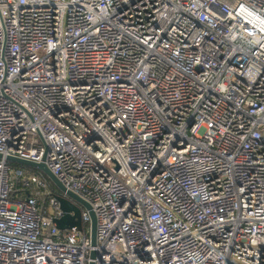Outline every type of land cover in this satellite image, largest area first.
<instances>
[{
    "label": "built area",
    "instance_id": "built-area-1",
    "mask_svg": "<svg viewBox=\"0 0 264 264\" xmlns=\"http://www.w3.org/2000/svg\"><path fill=\"white\" fill-rule=\"evenodd\" d=\"M0 154V264H264V0H0Z\"/></svg>",
    "mask_w": 264,
    "mask_h": 264
},
{
    "label": "water",
    "instance_id": "water-1",
    "mask_svg": "<svg viewBox=\"0 0 264 264\" xmlns=\"http://www.w3.org/2000/svg\"><path fill=\"white\" fill-rule=\"evenodd\" d=\"M2 154H0V158ZM10 162H15L21 165L29 166L35 169H38L45 175L48 179L53 182V184L60 191V194H56L55 198L59 202V209L62 211V214L59 217H54L53 222L57 228L61 230L72 229L74 227L80 228L82 226V210L87 209L90 212L91 216V239L92 244L96 245V228H97V219L95 212L93 211L91 205L81 198L78 194L67 190L63 183L53 174L49 169L47 164L43 162H34L18 157H8ZM119 166H117L118 168ZM92 256H95V252H92ZM93 264V263H91Z\"/></svg>",
    "mask_w": 264,
    "mask_h": 264
},
{
    "label": "trees",
    "instance_id": "trees-1",
    "mask_svg": "<svg viewBox=\"0 0 264 264\" xmlns=\"http://www.w3.org/2000/svg\"><path fill=\"white\" fill-rule=\"evenodd\" d=\"M9 165H10L12 171L15 170L13 178H15V176H16V181H14L15 182L14 189H13L12 194H11L12 198L25 199L28 196V194L31 192V189L25 185V182L22 180V177L19 176L18 174H16V172L18 170L22 171L24 174H40L46 179V182H49L47 175H45L44 173H42L38 169L29 167V166H25V165H21V164L15 163V162H10ZM54 192H55L54 189H52L51 193L53 195H55ZM46 198H47L46 195L44 197L40 198V204L42 206L45 205L44 200Z\"/></svg>",
    "mask_w": 264,
    "mask_h": 264
},
{
    "label": "rangeland",
    "instance_id": "rangeland-1",
    "mask_svg": "<svg viewBox=\"0 0 264 264\" xmlns=\"http://www.w3.org/2000/svg\"><path fill=\"white\" fill-rule=\"evenodd\" d=\"M14 173H15V170L12 171L13 175H14ZM14 181H16V176L14 178ZM46 189H51V190L54 189L55 195L60 194V191L57 189V187L53 184L52 181L49 180V182H47L46 187H40V189H38L39 193H41V194H38L40 198L44 197V194H46V191H47ZM31 191H33V193H35V192L37 193L35 188H31ZM50 207H51V211L54 210L51 205H50ZM79 229L82 230L81 232L88 233V231H89L88 224L82 225Z\"/></svg>",
    "mask_w": 264,
    "mask_h": 264
}]
</instances>
